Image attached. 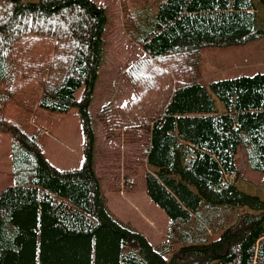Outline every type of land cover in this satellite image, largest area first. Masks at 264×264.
I'll return each mask as SVG.
<instances>
[{
    "label": "trees",
    "instance_id": "trees-1",
    "mask_svg": "<svg viewBox=\"0 0 264 264\" xmlns=\"http://www.w3.org/2000/svg\"><path fill=\"white\" fill-rule=\"evenodd\" d=\"M119 4L142 51L124 73L135 94L102 105L96 118L106 139L146 140V192L169 218L166 238L153 245L117 218L94 170L89 106L105 9L92 0H0V133L11 135L13 170L0 191V264H264V192L241 181L237 164L242 148L264 176V73L202 81L205 48L264 37V0ZM74 108L85 164L58 168L33 114Z\"/></svg>",
    "mask_w": 264,
    "mask_h": 264
},
{
    "label": "rangeland",
    "instance_id": "rangeland-1",
    "mask_svg": "<svg viewBox=\"0 0 264 264\" xmlns=\"http://www.w3.org/2000/svg\"><path fill=\"white\" fill-rule=\"evenodd\" d=\"M92 1L105 9L108 19L103 33L104 58L89 106L95 132L94 170L112 213L139 228L153 245H158L166 238L169 218L146 192V169L142 166L146 140L122 145L114 139H106L96 118L102 105L122 103L135 94L132 88L129 90L124 73L127 64L137 59L141 50L125 31L119 0ZM257 73H264V37L242 45L205 48L202 52V81L206 85L220 79ZM82 95L83 88L77 92V98ZM33 116L34 124L45 132L48 160L58 168H82L86 146L79 109L74 108L66 114L37 111ZM11 142L10 134L0 133V189L13 184ZM237 164L241 181L251 190L264 192V176L248 168L242 148L237 155Z\"/></svg>",
    "mask_w": 264,
    "mask_h": 264
},
{
    "label": "crops",
    "instance_id": "crops-1",
    "mask_svg": "<svg viewBox=\"0 0 264 264\" xmlns=\"http://www.w3.org/2000/svg\"><path fill=\"white\" fill-rule=\"evenodd\" d=\"M129 38H130V37H129ZM139 49H140V48H139ZM140 50H141V49H140ZM141 52H142V51H141ZM141 52H140V56H141V54H142ZM135 60H136V59H135ZM132 63H133V61H132L131 63L127 64V65H130V64H132ZM101 67H102V64H101ZM126 67H127V66H126ZM126 67H125V71H126ZM100 71H101V68H100ZM100 71H99V76H100ZM98 80H99V78H98ZM97 83H98V81H97ZM126 84H127L128 88H129V90H130V88H131L130 85H129L128 83H126ZM96 87H97V86H96ZM132 89H133V88H132ZM129 92H130V91H129ZM129 98H130V97H129ZM127 99H128V98H127ZM127 99H126V100H127ZM9 186H10V185H9ZM6 187H8V186H6ZM6 187H4V188H6ZM4 188H3V189H4ZM3 189H0V191H2ZM138 229H139V228H138Z\"/></svg>",
    "mask_w": 264,
    "mask_h": 264
}]
</instances>
